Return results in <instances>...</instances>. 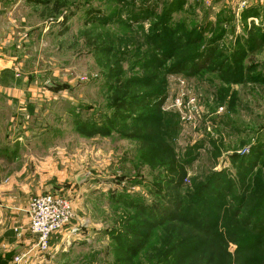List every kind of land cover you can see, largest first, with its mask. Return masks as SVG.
<instances>
[{"label": "rangeland", "instance_id": "rangeland-1", "mask_svg": "<svg viewBox=\"0 0 264 264\" xmlns=\"http://www.w3.org/2000/svg\"><path fill=\"white\" fill-rule=\"evenodd\" d=\"M258 39L255 0H0V187L73 211L17 264H264Z\"/></svg>", "mask_w": 264, "mask_h": 264}, {"label": "crops", "instance_id": "crops-1", "mask_svg": "<svg viewBox=\"0 0 264 264\" xmlns=\"http://www.w3.org/2000/svg\"><path fill=\"white\" fill-rule=\"evenodd\" d=\"M255 2L264 3V0H255ZM258 40L264 41V39ZM13 66L12 61L0 51V92L20 91L16 84L7 83L8 77L13 76L16 71ZM263 156L264 141L261 142L260 159H263ZM27 207L28 202L23 193H13L9 188L0 187V264H16L14 258L17 255L29 253L34 249L36 237L29 230ZM37 262L42 263L39 260Z\"/></svg>", "mask_w": 264, "mask_h": 264}, {"label": "built area", "instance_id": "built-area-1", "mask_svg": "<svg viewBox=\"0 0 264 264\" xmlns=\"http://www.w3.org/2000/svg\"><path fill=\"white\" fill-rule=\"evenodd\" d=\"M29 230L36 237L35 248L47 252L54 236H58L71 227L73 211L70 200L60 194H43L30 199L27 207ZM76 230H72L74 234ZM29 253L14 258L21 263Z\"/></svg>", "mask_w": 264, "mask_h": 264}, {"label": "trees", "instance_id": "trees-1", "mask_svg": "<svg viewBox=\"0 0 264 264\" xmlns=\"http://www.w3.org/2000/svg\"><path fill=\"white\" fill-rule=\"evenodd\" d=\"M257 42V41H256ZM199 43V41H195L194 42V44H198ZM263 43H264V41H259L257 44H261V45H263ZM185 61H188L189 62V60H185ZM182 62H184V61H182ZM187 62V63H188ZM163 102L164 101H160L158 104H157V113H159L160 111H161V107L163 106ZM154 128L153 127H150V131H149V133L148 134H145V136L146 135H148V137L151 139V137H154L153 135L155 134V131L153 130ZM261 204V203H260ZM260 204L258 205L259 207H260ZM239 212L240 211H238V209L236 210V216H238V214H239Z\"/></svg>", "mask_w": 264, "mask_h": 264}, {"label": "water", "instance_id": "water-1", "mask_svg": "<svg viewBox=\"0 0 264 264\" xmlns=\"http://www.w3.org/2000/svg\"><path fill=\"white\" fill-rule=\"evenodd\" d=\"M88 177H89V175L85 174L82 178L79 179V181L85 182Z\"/></svg>", "mask_w": 264, "mask_h": 264}]
</instances>
